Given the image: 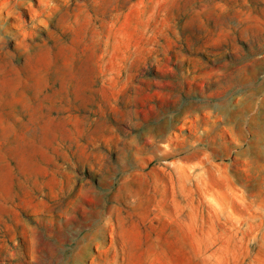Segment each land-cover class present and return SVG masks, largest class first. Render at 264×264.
Masks as SVG:
<instances>
[{"label":"rangeland","instance_id":"1","mask_svg":"<svg viewBox=\"0 0 264 264\" xmlns=\"http://www.w3.org/2000/svg\"><path fill=\"white\" fill-rule=\"evenodd\" d=\"M0 264H264V0H0Z\"/></svg>","mask_w":264,"mask_h":264}]
</instances>
